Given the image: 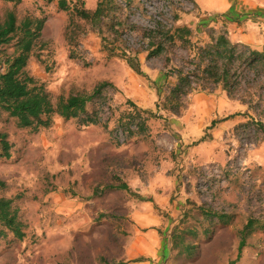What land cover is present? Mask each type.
Listing matches in <instances>:
<instances>
[{
	"label": "rangeland",
	"instance_id": "rangeland-1",
	"mask_svg": "<svg viewBox=\"0 0 264 264\" xmlns=\"http://www.w3.org/2000/svg\"><path fill=\"white\" fill-rule=\"evenodd\" d=\"M83 1L94 10L99 0ZM58 2L0 0V17L45 19L27 71L54 102L109 83L87 107L101 122L57 115L33 130L0 119L12 143L0 157V197L13 198L25 231L0 235V264H264V85L246 81L259 83L258 71L235 96L214 87L175 110L165 101L174 69L193 66L211 33L226 32L239 52L264 49V0H117L110 25ZM159 22L191 33L150 57L145 32ZM110 48L137 53L142 72ZM121 182L129 190L107 187ZM186 243L196 245L191 256Z\"/></svg>",
	"mask_w": 264,
	"mask_h": 264
},
{
	"label": "trees",
	"instance_id": "trees-1",
	"mask_svg": "<svg viewBox=\"0 0 264 264\" xmlns=\"http://www.w3.org/2000/svg\"><path fill=\"white\" fill-rule=\"evenodd\" d=\"M5 1L18 3L21 0ZM58 4L61 9H72L75 16L98 25L101 23L110 25L122 10L117 0H99L94 10L86 8L83 0H59ZM44 22L45 19L39 17H26L19 22L12 10L7 12L4 19L0 17V53L3 55L0 69V119L4 116L13 118L18 126L33 130L50 126L57 115L66 119H80L83 125L100 123L101 118L98 117L97 112L89 114L87 107L94 99L101 97L103 90L109 85L107 81L99 82L91 93H71L59 97L54 102L44 86L38 84L28 73V60L41 37ZM111 27L113 28L114 24H111ZM111 27L107 29L110 33ZM101 33L103 34V30ZM190 33L191 29L188 26L168 28L163 26L162 22L151 29H146L145 34L149 38L148 56H160L164 50V40L174 42L179 39L187 43ZM103 39L106 40L107 37L104 35ZM9 45L13 47L11 53L4 48ZM109 52L111 56L125 58L136 72H142L136 57L137 53L131 55L125 50L118 53L114 48H110ZM193 58L194 60L190 61L194 63L193 66L174 69L176 80L169 87L165 99L166 104L171 105V109L182 107L183 97L193 92L212 90L214 87H221L230 96H235L242 87L243 78L252 71H258L254 78L259 83L252 84L246 79L251 85L249 89L264 85V49L239 52L226 32L211 33L209 41L197 47ZM252 94L248 92L249 106L254 103ZM129 116L130 119L134 118L131 114ZM126 124L129 125L130 122L126 121ZM140 124L142 129L145 123ZM11 148L12 143L8 140L7 133L0 132V157L9 158ZM107 187L129 190L127 183L124 182L118 185L109 184ZM13 202L11 197H0V225L4 228L0 229V235H6L8 230L22 240L25 236L24 223L19 216V208ZM212 214L225 223L230 222V217L226 213L212 212ZM254 225V219H249L244 230L249 233L255 228ZM261 228H264V225ZM244 244L243 236L240 248ZM195 249V244L183 245V251L189 256Z\"/></svg>",
	"mask_w": 264,
	"mask_h": 264
}]
</instances>
